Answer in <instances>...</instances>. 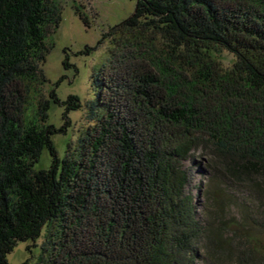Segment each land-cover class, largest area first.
<instances>
[{
    "label": "trees",
    "instance_id": "trees-1",
    "mask_svg": "<svg viewBox=\"0 0 264 264\" xmlns=\"http://www.w3.org/2000/svg\"><path fill=\"white\" fill-rule=\"evenodd\" d=\"M58 1L0 0V264L43 232L36 264H264V0H136L103 35L110 59L62 159L49 101L25 116ZM65 104V118L81 108ZM196 153L211 172L203 222L184 168Z\"/></svg>",
    "mask_w": 264,
    "mask_h": 264
},
{
    "label": "rangeland",
    "instance_id": "rangeland-1",
    "mask_svg": "<svg viewBox=\"0 0 264 264\" xmlns=\"http://www.w3.org/2000/svg\"><path fill=\"white\" fill-rule=\"evenodd\" d=\"M62 20L59 28L47 38L50 50L46 62L41 67L46 81L36 86L30 94L26 107V119L35 120L37 112L45 101L50 106L46 112V124L59 132L52 138L60 159L65 156L68 144L74 142L87 125V104L93 101L92 88L94 72L110 59V43L103 35L122 21L132 16L136 10V0H59ZM75 6H82L90 26L86 27L75 12ZM225 68L231 67L234 56L224 51L216 54ZM69 64V67L65 66ZM55 93V98L51 97ZM70 96L79 98L81 108L66 115V104ZM58 99V103H56ZM203 158V159H201ZM208 158L201 153L194 154L184 162L190 175L189 191L195 197L198 220H205V206L208 205L205 189L211 172L207 167ZM53 157L49 150L43 151L34 169L47 170L52 166ZM237 209L235 208L234 211ZM207 216V215H206ZM222 217V216H221ZM222 218H225L223 216ZM44 232L36 241L19 243L7 256L9 264H36L40 257V246ZM199 264H207L200 261Z\"/></svg>",
    "mask_w": 264,
    "mask_h": 264
}]
</instances>
